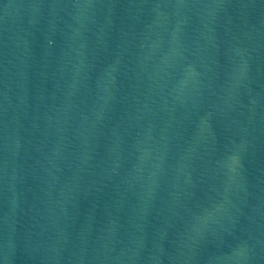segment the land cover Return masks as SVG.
Returning a JSON list of instances; mask_svg holds the SVG:
<instances>
[{
    "label": "water",
    "instance_id": "95a60500",
    "mask_svg": "<svg viewBox=\"0 0 264 264\" xmlns=\"http://www.w3.org/2000/svg\"><path fill=\"white\" fill-rule=\"evenodd\" d=\"M0 264H264V0H0Z\"/></svg>",
    "mask_w": 264,
    "mask_h": 264
}]
</instances>
